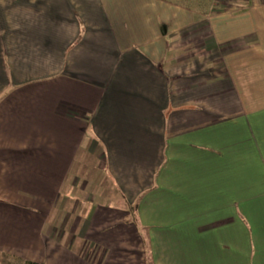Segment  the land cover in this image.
Wrapping results in <instances>:
<instances>
[{"label":"crops","instance_id":"0c3cea01","mask_svg":"<svg viewBox=\"0 0 264 264\" xmlns=\"http://www.w3.org/2000/svg\"><path fill=\"white\" fill-rule=\"evenodd\" d=\"M190 2L0 0V260L264 264V0Z\"/></svg>","mask_w":264,"mask_h":264},{"label":"rangeland","instance_id":"374dc122","mask_svg":"<svg viewBox=\"0 0 264 264\" xmlns=\"http://www.w3.org/2000/svg\"><path fill=\"white\" fill-rule=\"evenodd\" d=\"M192 3L193 1H196V3H200V4H204L207 2V0H190ZM91 175V174H90ZM90 175H88V177H90ZM0 264H16L14 261H9V260H6V259H3V260H0Z\"/></svg>","mask_w":264,"mask_h":264},{"label":"trees","instance_id":"16d2710c","mask_svg":"<svg viewBox=\"0 0 264 264\" xmlns=\"http://www.w3.org/2000/svg\"><path fill=\"white\" fill-rule=\"evenodd\" d=\"M15 263L16 264H35V263L23 262V261H19V260H16Z\"/></svg>","mask_w":264,"mask_h":264}]
</instances>
